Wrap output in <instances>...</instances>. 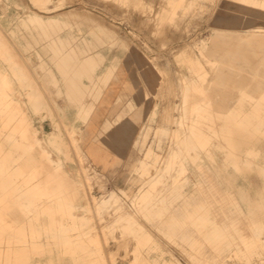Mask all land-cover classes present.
<instances>
[{"label": "rangeland", "instance_id": "1", "mask_svg": "<svg viewBox=\"0 0 264 264\" xmlns=\"http://www.w3.org/2000/svg\"><path fill=\"white\" fill-rule=\"evenodd\" d=\"M176 1L173 6L169 0H0V37L26 64L49 109L34 110L36 97L15 83L14 98L39 142L22 139L13 129L2 131L4 155L12 160L0 168L5 171L0 188L16 191L2 196L20 205L28 201L32 193L21 192L34 166L28 159L40 154L78 185L75 213L88 222L72 227L66 215L56 213L58 226L42 230L46 244L60 246L52 256L61 264H72L68 243L101 249L109 264H264V234L253 249L242 243L229 248L189 222L188 205L205 197L199 193L203 187L210 190L214 181L223 189L215 170L224 167V154L214 151L213 163L195 161L182 143L190 108L185 92L198 73L214 100L258 95L254 87L255 80L264 82V51L250 45L252 36L264 35V16L238 24L236 9L229 11L233 0ZM73 54L100 60L91 78H84L82 86L90 90L84 97L75 96L74 75L58 60ZM51 73L58 83L48 81ZM115 131V160L99 159L93 150L108 144L107 134ZM54 135L62 145L51 142ZM89 144L96 145L88 152ZM234 177L237 186L247 185L242 176ZM252 181L261 183L256 176ZM25 211L16 209L12 216L22 221ZM35 216L12 235L0 232L2 245L9 238L21 243L25 235L33 240L38 222L48 221L44 214ZM175 218L184 223L174 233Z\"/></svg>", "mask_w": 264, "mask_h": 264}, {"label": "bare ground", "instance_id": "2", "mask_svg": "<svg viewBox=\"0 0 264 264\" xmlns=\"http://www.w3.org/2000/svg\"><path fill=\"white\" fill-rule=\"evenodd\" d=\"M176 2L169 0V5L175 6ZM231 3L233 5L229 7V11H232L233 7L236 9L234 12L238 24L250 22L251 15L264 16V0H233ZM46 29V32L50 33L51 28ZM51 30L57 31L59 28L54 27ZM252 37L250 48L264 51V35L255 34ZM256 44L259 46L256 47ZM221 48L220 45L216 49ZM242 48L243 46H238V49ZM241 53V50L237 52L238 55ZM16 54L13 46L0 37V168L6 167L7 162L12 160L11 156L4 155L2 131L13 129L22 139L39 142L36 128L29 117L24 115L20 101L14 98L15 83L21 84L29 96L36 97L32 101L34 110L49 111L43 92L36 87L37 81L31 78L26 64L19 62ZM58 56L59 54L55 55ZM58 60L60 67L74 75L78 85L75 88V96L87 95L89 87L84 88L82 84L84 78H91L98 69L99 58L73 54ZM62 77L63 80L67 79L64 73ZM47 78L49 82L58 83L53 73ZM203 79V75L198 73V78L190 80L187 85L185 102H190V108L185 115L187 132L182 143L188 155L195 161L207 159L213 163L214 151L223 152L224 167L215 170V175L219 179V184L224 187L221 190L214 181L210 190L203 187L199 193L205 197L199 199L198 203L186 207L188 219L191 224L198 226L200 232L210 230V240L227 243L229 248L242 243L253 249L260 236L264 234V82L255 80L257 83L254 90L258 93L256 98L255 96L248 98L243 92L241 97L235 100L225 97L218 101L209 95L207 88L201 83ZM194 97L197 98L196 102ZM223 106L225 110L220 109ZM15 121L17 123L14 126ZM49 139L54 145H62V138L58 135L50 136ZM150 155L151 151L148 152V157ZM175 156L176 154L172 155ZM49 159L45 154L29 157L28 161L33 162L34 166L31 165L32 174L25 183L28 186L21 188V192L32 194L22 205L18 204L14 197L2 196L16 191L0 188V232L12 235L16 230L26 228L27 224L35 219L36 213L48 217L47 222H38V232L36 236L33 234V240L27 239L25 235L23 240L18 241L21 243H12L11 238L6 245L0 242V264H61L52 256L53 249L60 246L53 248L50 243L46 244L43 239L47 236L42 230L58 226L56 213L66 215L72 227L80 223L86 224L89 220L88 217L75 213L80 207L78 203L81 199L78 185L74 184L61 169L53 168L48 163ZM234 174L246 179L247 185L237 186ZM2 176H5V171L0 170V177ZM253 176L259 178L261 183L255 185L252 181ZM104 203L105 201H101L100 205ZM16 209L24 211L27 209L24 212L26 219L20 221L14 218L12 214ZM183 223V220L175 218L170 224V229L175 233L183 228ZM65 247L69 248L72 264H109L101 249L95 252L87 245L72 243L66 244ZM37 257H47V260H37Z\"/></svg>", "mask_w": 264, "mask_h": 264}, {"label": "crops", "instance_id": "3", "mask_svg": "<svg viewBox=\"0 0 264 264\" xmlns=\"http://www.w3.org/2000/svg\"><path fill=\"white\" fill-rule=\"evenodd\" d=\"M114 91V88H112V92ZM111 92V93H112ZM118 95V93H116ZM97 127V126H96ZM95 130H97V128H94ZM98 132V131H97ZM99 134V133H98ZM107 142L108 144L106 145H103L102 147L99 146L98 144L96 145V148L93 150L92 153H94L95 155H97V157L99 159H105V160H108L110 162H113L115 160V157L117 155V150L115 149L116 148V141L119 137V134L115 131V132H110V134H107ZM122 135H120L121 137ZM122 138V137H121ZM95 145L93 144H89L88 147L86 148L87 151H91L92 147ZM115 146V147H114ZM99 147L102 149V150H99ZM100 164L101 166H104L102 163H98ZM109 170H112V169H109Z\"/></svg>", "mask_w": 264, "mask_h": 264}]
</instances>
